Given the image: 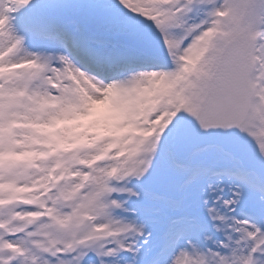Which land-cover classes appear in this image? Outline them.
<instances>
[{
  "label": "snow or ice",
  "instance_id": "1",
  "mask_svg": "<svg viewBox=\"0 0 264 264\" xmlns=\"http://www.w3.org/2000/svg\"><path fill=\"white\" fill-rule=\"evenodd\" d=\"M0 264H264V0H0Z\"/></svg>",
  "mask_w": 264,
  "mask_h": 264
},
{
  "label": "bare ground",
  "instance_id": "2",
  "mask_svg": "<svg viewBox=\"0 0 264 264\" xmlns=\"http://www.w3.org/2000/svg\"><path fill=\"white\" fill-rule=\"evenodd\" d=\"M101 108H102V106H101Z\"/></svg>",
  "mask_w": 264,
  "mask_h": 264
}]
</instances>
